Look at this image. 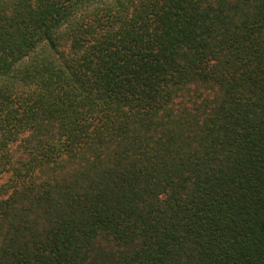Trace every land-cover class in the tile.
I'll list each match as a JSON object with an SVG mask.
<instances>
[{
	"label": "trees",
	"instance_id": "trees-1",
	"mask_svg": "<svg viewBox=\"0 0 264 264\" xmlns=\"http://www.w3.org/2000/svg\"><path fill=\"white\" fill-rule=\"evenodd\" d=\"M0 264H264V0H0Z\"/></svg>",
	"mask_w": 264,
	"mask_h": 264
}]
</instances>
